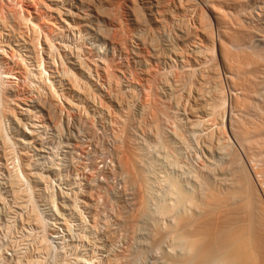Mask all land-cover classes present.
Returning a JSON list of instances; mask_svg holds the SVG:
<instances>
[{
  "label": "bare ground",
  "instance_id": "bare-ground-1",
  "mask_svg": "<svg viewBox=\"0 0 264 264\" xmlns=\"http://www.w3.org/2000/svg\"><path fill=\"white\" fill-rule=\"evenodd\" d=\"M48 1L58 24L46 34L40 35L39 22L29 14L15 13L12 26L6 17L0 20V38L9 37L7 43L0 39V59L7 57L10 42L22 48L19 54L13 47L9 58L23 78L29 76L26 85L41 91L23 102L25 107L17 106L13 87L4 85L0 73V152L14 205L26 209L29 203L20 183L38 186L49 172L62 209L77 215L79 206L94 221L107 218L104 230L98 225L102 220L93 222L95 234L96 225L103 230L99 241L87 236L82 245L105 264L135 263L145 256L149 264H264V19L249 20L259 2L252 0L251 12L249 0H122L129 28L123 38H114L111 28L121 27L113 17L114 0ZM249 10L254 13L248 16ZM74 33L84 39L59 41ZM90 35L106 48L93 36L92 44L87 42ZM141 47L147 56L140 55ZM30 58L38 63L34 70L51 80L40 75L33 82ZM2 117L19 145L16 155ZM65 125L74 126L76 134H69L74 143L68 138L59 146V165L56 158L55 164L36 165L35 156L45 157L46 132ZM156 160L174 175L157 173L158 178L152 172ZM22 176L28 180L19 182ZM30 212L28 223L40 226L42 220ZM118 241L124 247L115 253Z\"/></svg>",
  "mask_w": 264,
  "mask_h": 264
},
{
  "label": "rangeland",
  "instance_id": "rangeland-1",
  "mask_svg": "<svg viewBox=\"0 0 264 264\" xmlns=\"http://www.w3.org/2000/svg\"><path fill=\"white\" fill-rule=\"evenodd\" d=\"M248 2L249 3L246 2V6H247L246 8H247V10L248 9L251 10V8H252L251 6H252L253 2H252V0H249ZM257 2H259V3L261 2V3L260 4L259 3L256 4V2H255L257 7L254 6L255 8L254 7L253 8H254V10H256V8H257L256 11L258 12V8H260L259 6L260 5H264V0L263 1L262 0H257ZM112 4H113V6H112ZM112 4H111L112 8L115 9L113 11V13H114L113 17L116 16L115 20L118 21L117 22L118 24H121V27L119 26L120 28L117 27V29L115 27H113V29L111 28V34H112L111 36L115 35V36H113L115 38L119 34L120 35L119 37L123 38V36L126 33L125 29L128 30V28H129L128 25L126 24L127 22H126V18H125V15H124L125 14L124 13V9L122 8L123 7V2H122V0H114L112 2ZM255 4L253 3V5H255ZM49 6L50 5H49V1L48 0H0V8H1L0 9V20L3 19V18L5 19V17H6L7 18L6 20L7 21L10 20L8 23L11 24V26H12L15 23L14 22L15 13L20 12V13H24L25 15L29 14V16L32 17V19L34 21L37 20L36 22H39V25L41 27L40 28L41 31L39 29L40 35L46 34L49 26L55 28V26H57V24H58V20L56 18L54 19L55 16H53L54 14L52 13V11H51ZM248 6H250V7H248ZM112 8H111V11H112ZM261 9H263V10H261ZM261 9L259 11H261V13L264 12V6H261ZM28 10H29V12H26ZM250 10L246 12L248 14V16H249V14H253L254 12L257 14L256 11L251 13L252 10H251V12H250ZM258 13H259L260 16L258 14L257 15L253 14L254 15L253 17H255V16H257L256 18H258V17L261 18L262 17L261 20H260V18L255 19V18H253L250 15V19H249L250 22L253 21L252 23H257L256 20L263 21V19H264L263 14L264 13L263 14H260V12H258ZM119 21L122 22V23H119ZM118 29H119V32H118ZM121 29H122V31H121ZM122 32L124 33V35H123ZM69 35L70 34H64V36L59 37V41L63 40L65 43L67 42L68 44H70L72 42L73 43L79 42L80 39L82 38V33H76V34L74 33L73 34L74 36L71 34L70 37H69ZM92 36L90 35L91 38H88L89 39L88 41H87V38H85L86 41L91 43V44H92L91 41H94V39H95V37L93 36L94 37V39H93ZM87 37H89V36H87ZM0 39L4 43H7L9 41V37H6L5 34L4 35L2 34ZM83 39H84V37L81 39V41ZM95 41H96V39H95ZM95 41H94V43L95 44L97 43L98 47L100 46L101 50H103V47L106 48V45L104 43H102L101 41H100L101 45H100V43H98L97 41L95 42ZM8 44H7V47L4 48L5 51L7 50L5 52V53H7V54H5V56H7V57L4 56L5 58L3 57L4 58L3 60L0 59V73L2 75V80H3L2 82L5 83L4 85H9L10 84V86L13 87V91L11 93H13L12 94V98L15 99L14 101H15L16 105L17 106L20 105L21 107H25L24 103H28L29 99L35 97L36 95H39L41 93V91L39 93V91L37 92L36 88L31 87V86H27L28 85L27 83H29V80H26V78L29 77V76H25L24 75L26 78H23L22 77L23 75L17 72L19 69H17L16 66L14 65V63L16 64V60H14V59L12 60L11 58H9L10 57L9 54L11 53L12 48L15 47V46H13L11 44V42H10V46L8 47ZM102 45H103V47H102ZM112 48H113V46H108L109 53L114 54L113 56L118 57L115 47L113 49ZM16 49H18V48H16ZM19 49L17 50L18 53L22 54L23 53L22 48H19ZM145 50H146L145 48H142V47L139 48V51L141 52L140 55L142 57L143 56H147V54H148L147 50H146V53H145ZM121 56L124 57L125 54L123 53ZM6 59H8V60L6 61ZM125 60H124L123 64L125 63L124 65L125 66L127 65L129 67L131 65V63L129 61L126 62ZM8 61H10V62H8ZM116 62H117V64L116 63L115 64H116V66H118L119 65L118 61H116ZM32 63H34L33 66L31 65L32 67H34L33 70L35 69L36 66H37L36 70H38V65H36L38 63H35V62L31 61V58H30V64H32ZM56 63L57 64L55 65V67L59 65L58 62H56ZM129 68H130V70H132L134 72L132 74H135L134 67L131 65ZM60 69L63 70L62 68H59V70ZM33 72L35 73V75L32 76L34 83H35V81L37 79H40V77L42 78L41 80H43V78L45 80H46V78L51 80L50 77H47L48 76L47 74H46V77H44L45 73L44 74H40L39 71L36 72L35 70ZM4 75H6V77H4ZM9 75L13 76V77H10ZM7 76H9V77H7ZM38 76H40V77H38ZM138 87H139L140 97H142V96L144 97L145 96L144 87L142 85H139ZM102 94H104V93L102 92ZM1 107H2V105L0 103V109H1ZM13 107H15V106H13ZM15 108H17V107H15ZM29 109H31V108H29ZM3 117H5V116H3ZM3 117H2L3 121L1 120L2 121L1 124L2 125L4 124L3 125L4 129H5V130H3V133H5L4 136L7 135L6 139L9 142L8 146L9 147L10 146L13 147V149H14L13 153L15 152V155H16L17 154V148H16L17 143H16V145L14 143L15 140H13V138H14L13 137V133H12L13 131L10 132L11 130H10L9 126H8L9 125V120L7 121L8 124H6L8 126V129L6 130L7 127L5 125V122H6V119H8V118L5 117L6 119H3ZM35 117H36V115H34L33 117L31 116L30 118H33V120H36V118H38V117H36V118ZM23 122H24V120H23ZM3 126H2V128H3ZM65 126H64V129H62L63 132L62 131L56 132L55 130H54L55 131L54 132L52 129L48 130L49 132L48 131L46 132V135L44 136V138H45L44 142L45 143H44V147H43L44 148L43 149L44 150L43 153L45 154V157L43 159L42 158L37 159L39 156H35L34 157V158H36L35 161L39 160V161H37L38 163L35 162L36 165L38 164V166L41 167V165H39L40 164L39 162H41V161H44V162L48 161L46 164L44 162H43V164L41 163L42 166L51 165L52 163H54L53 160L56 158V156L59 157V154L62 153L61 152V147L59 148L61 143L67 141L68 138H70V140H68L69 142L74 143V140L73 139L71 140V138L76 134L75 127L74 126H72V127L71 126H68V127L66 126L65 127ZM69 127H70V129L68 130ZM69 134H72L73 136L72 135L69 136ZM7 141H6V143H7ZM149 143H150V144H148L149 150H152L151 152L155 153L156 152V147L151 146V147H154L155 149L151 148L150 145H152V144H151V142H149ZM76 148L77 147H75V152L77 151L78 154L81 153L80 148H77V149ZM10 149H12V148H10ZM50 150L51 151L53 150L54 153H53V151L51 153H48ZM48 154H49V156H48ZM50 154L54 155V156H52L53 158L51 157ZM50 157H51V159L49 160ZM58 157L54 160L55 163L58 161L56 164L54 163L55 165H57V164L59 165V160H58L59 158ZM15 160H16V162H15V164H16L17 161H19V160H17L16 157L14 158V161ZM49 161L51 162V164H50ZM156 163H158L157 164L158 166L156 165V167H158V168L155 167V170L152 171L153 173L155 171H157L156 174L159 173L161 175V173H162L163 174L162 176H164L166 174L170 175V173H171V175H174L173 171H171L170 168L168 169V167L163 166V164H161L157 160H156ZM6 167H7L6 160L2 156V153L0 152V264H81V263L84 264L85 260L89 264H105L104 263L105 259H104L103 256H100L94 249H90V248L88 249V247L86 248L85 246H82V245H85V242L88 241V237L90 238L89 240H94L95 242L99 241V237L97 235L99 234V231L102 228H103V230L105 229L103 224L106 223V221H107L106 219L107 218L105 219L106 220L105 221L104 218L101 219V217H99V219H98V217H96V219L94 221L93 216L89 217V213L85 209H83L82 207L80 209V207L78 205H77L78 207H76V208H78L77 209V215L78 216L76 215L75 211L73 212V210L70 209V208L62 209V207L59 205V200H60L58 198L59 189L56 186H54V185L52 186V184L56 181V180H54L55 177L52 176V174L49 173V172H44L45 174L46 173L50 174V175H48V176H50V178H48V180H49V184L48 185L49 186L46 184V182L48 180L44 181L45 183L43 182L45 185L43 183H41L40 185H38V186L36 185L35 186V185L32 184V181L30 183L29 182L30 180H28V179H26L25 177L22 176V179H19L20 180L19 182H21V181L24 182V181L28 180V183L27 182H24V184L20 183L21 185L19 184V186H22V187H19V188H21L19 192L22 193V191H24L25 188H26L27 191L25 193L23 192L24 193L23 197H24V199L26 198L25 200H27V198H28L27 201H29V203L28 204L25 203L26 205H28L26 207V209H24L25 207H23L25 204H22L23 209L20 207L21 205L20 206L14 205V202L15 201L17 202V199L15 197H14L15 199H13V196L11 195L12 193L9 192L10 191L9 190V183H8L9 171L6 169ZM57 167L59 168V166H57ZM163 168H165V170ZM156 169H158V170H156ZM58 171L59 170L56 169V172H58ZM71 172H72V170H71ZM164 172H165V174H164ZM61 173L65 174V172H62V171L60 172V174ZM153 173H150L152 178H154V175H156V174H153ZM157 177L159 178L158 174H157ZM20 178H21V176H20ZM23 178H24V180H23ZM155 179H156V177H155ZM154 183L156 185H158V187H162L161 185L159 186L160 183H158V184H157V182H154ZM162 183L163 182H161V184ZM42 184H43V187L46 186V185L47 186L44 187V189H42L43 188ZM155 184H154L153 187L155 189V192H157V190H159V188ZM50 186H52V187L50 188ZM64 186L67 187V185H64ZM22 188H24V189H22ZM49 188H50L51 191L49 190ZM39 189H40V191H39ZM43 190H44V193H40L41 191L43 192ZM46 190H48L50 192H48ZM27 192L29 194L26 195ZM46 192H48V193H46ZM49 193H51V195H49ZM45 194H47V195H45ZM40 195H42V196H40ZM20 196H22V194ZM49 196H51L53 199H52V201L48 202V200H49L48 197ZM30 197H31V200H32L31 202L32 203H30V200H29ZM12 201H13V204H12ZM65 206H67V204ZM31 207L33 208V210L35 212L32 210ZM29 208L31 209L30 211H32V214L33 215L36 214L35 216L37 217V219L39 218V220H38L39 222H41V220H42V223H40V226L37 225V224L33 225L31 223L32 222L31 220L28 223L27 220H29V218H25V217H28V216H26V214L30 215V213H31L29 211ZM79 215H80V217H79ZM81 217H82L83 220L80 219ZM96 220L97 221L98 220L99 221L102 220L98 224L102 228L98 230L97 227H99V226L96 225L97 226L96 227L97 230H96V234H95V230H94L95 229V225L93 227V224L96 222ZM89 222H92V223L90 224ZM109 223H110V221L108 222V224ZM42 224H44L43 225L44 226L43 227L44 228L43 229V233L45 231L44 234H41L42 233L41 232L42 229H40V227L42 226ZM67 224H69L68 227H67ZM38 227H39V229H38ZM92 229L94 230V232H93ZM37 230L40 231V233ZM53 230L57 231V234L54 233ZM103 230H101V231H103ZM51 232H52V234H56L55 236H57V237L51 238L50 236H48V234L51 233ZM36 234H37V236H36ZM39 234H41V235H39ZM45 234H46V236H45ZM73 234L75 235L74 237H73ZM79 234H81L82 236L84 235L83 236L84 238L83 237L82 238L78 237V236H81ZM88 234H90V235H88ZM91 235H93V237H95V239ZM42 237H44V238H42ZM77 237H78V239H81V240H78ZM86 237H87V240H86ZM25 239H26V241H25ZM70 240H71V242H70ZM72 240H74V241H72ZM82 240H84V241H82ZM23 242L24 243L28 242V243L24 244ZM39 244H41L43 247H41V245L39 246ZM76 244L78 245L77 247H76ZM70 245H73V246H70ZM116 245H118V246H115L116 248L114 247L115 248V253L121 251L123 249L122 247H124L123 246L124 243L122 241H120V243L118 241ZM21 246H22V248H21ZM83 247H84V249L86 248V251L84 249H82ZM117 248L119 250H117ZM77 249H82V250L80 252ZM91 250H92L93 253H91ZM77 255H78V258H76ZM80 257H82L83 259L82 258L79 259ZM145 257L144 258L142 257V259L140 261H137L135 263H130L129 262V264H149L148 261H147L148 258L146 257V259H145ZM90 258L93 259L94 261H92ZM79 260H81V261L79 262ZM86 262H85V264H87ZM90 262H92V263H90Z\"/></svg>",
  "mask_w": 264,
  "mask_h": 264
}]
</instances>
